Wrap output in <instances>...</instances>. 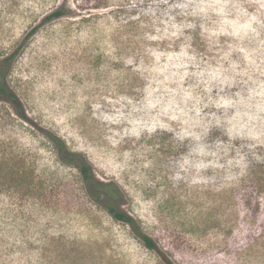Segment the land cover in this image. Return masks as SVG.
<instances>
[{
	"label": "rangeland",
	"instance_id": "374dc122",
	"mask_svg": "<svg viewBox=\"0 0 264 264\" xmlns=\"http://www.w3.org/2000/svg\"><path fill=\"white\" fill-rule=\"evenodd\" d=\"M125 3L117 16L0 0V58L14 54L0 156L42 185L0 190V264H163L88 196L46 133L118 186L112 204L173 264H260L264 196L253 215L240 181L264 167V0ZM57 7L66 15L45 22Z\"/></svg>",
	"mask_w": 264,
	"mask_h": 264
},
{
	"label": "trees",
	"instance_id": "16d2710c",
	"mask_svg": "<svg viewBox=\"0 0 264 264\" xmlns=\"http://www.w3.org/2000/svg\"><path fill=\"white\" fill-rule=\"evenodd\" d=\"M75 7L88 10H98L102 8H111L110 12L119 16L122 13H131L127 10L126 0H115V6H110V2L114 0H75ZM130 11V12H129ZM67 10L63 7H57L50 12L44 21H50L66 15ZM134 13V12H133ZM133 21L124 19L122 26H129ZM130 23V24H129ZM32 33V32H31ZM14 54L10 53L0 58V96L4 95L13 100L8 86L6 85V76L10 67V63ZM15 113L22 116L21 111L16 108ZM48 141L56 150L59 158L68 164H73L82 175L85 183L84 189L88 196L97 204H104L108 214L118 222L128 225L133 232L140 238L143 246L150 251H155L161 258L163 264H173L165 254L157 247L155 241L146 233H144L136 220L124 210L112 204V201L121 198L122 193L118 186L112 181H102L95 177L91 166L85 156L79 152L68 151L62 140L51 133L45 134ZM241 190L244 192L242 196V204L248 208L253 215L262 212V203L260 200L264 196V167L255 164L249 171V176L240 181ZM42 187L34 170L25 165L23 159L17 156H0V190H11L17 194L34 196ZM252 192L254 195H252ZM260 197V200L258 199ZM264 208V206H263ZM264 230V223L261 225ZM262 251L259 252L260 264H264V242L260 245Z\"/></svg>",
	"mask_w": 264,
	"mask_h": 264
}]
</instances>
